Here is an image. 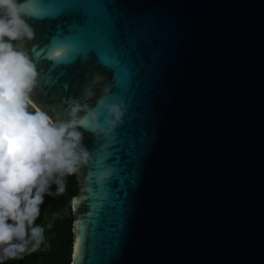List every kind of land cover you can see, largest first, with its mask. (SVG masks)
<instances>
[{"label": "water", "instance_id": "1", "mask_svg": "<svg viewBox=\"0 0 264 264\" xmlns=\"http://www.w3.org/2000/svg\"><path fill=\"white\" fill-rule=\"evenodd\" d=\"M27 8L38 106L124 101L114 143L81 129L95 157L72 176L68 264H264V0Z\"/></svg>", "mask_w": 264, "mask_h": 264}, {"label": "clouds", "instance_id": "2", "mask_svg": "<svg viewBox=\"0 0 264 264\" xmlns=\"http://www.w3.org/2000/svg\"><path fill=\"white\" fill-rule=\"evenodd\" d=\"M27 9V0H0V264L40 249L45 228L36 221L45 196L63 195L66 177L94 161L93 150L83 143L84 131L114 143L124 116V101L109 102L108 89L94 107L69 97L63 116L33 101L39 74L24 47L36 38ZM110 155L105 152L104 158ZM114 171L97 164L86 182L103 186ZM77 202L73 197V211Z\"/></svg>", "mask_w": 264, "mask_h": 264}, {"label": "trees", "instance_id": "3", "mask_svg": "<svg viewBox=\"0 0 264 264\" xmlns=\"http://www.w3.org/2000/svg\"><path fill=\"white\" fill-rule=\"evenodd\" d=\"M55 191V186L52 188ZM76 191L72 176L66 177V191L61 196H45L41 215L36 221L45 228V242L40 249L5 264H68L70 252L69 200ZM51 225V227H49Z\"/></svg>", "mask_w": 264, "mask_h": 264}, {"label": "snow or ice", "instance_id": "4", "mask_svg": "<svg viewBox=\"0 0 264 264\" xmlns=\"http://www.w3.org/2000/svg\"><path fill=\"white\" fill-rule=\"evenodd\" d=\"M76 243H77V246H78L79 245V240H77ZM73 259H74V264H75V255H74V258Z\"/></svg>", "mask_w": 264, "mask_h": 264}]
</instances>
